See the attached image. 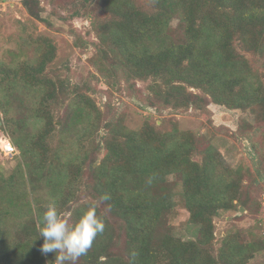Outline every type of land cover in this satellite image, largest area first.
<instances>
[{
    "label": "trees",
    "instance_id": "trees-1",
    "mask_svg": "<svg viewBox=\"0 0 264 264\" xmlns=\"http://www.w3.org/2000/svg\"><path fill=\"white\" fill-rule=\"evenodd\" d=\"M72 1L62 18H89L85 33L72 30L73 43L92 48L91 62L110 91L124 87L132 94L141 81L145 104L153 107L205 111L215 103L258 108L264 119V0ZM21 4L51 26L41 15V0ZM8 54L9 65L0 64V119L22 161L7 175L0 171V264H54L55 253L40 251L38 231L49 202L72 221L95 203L105 220V231L78 264H246L264 248V238L254 233L248 240L226 233L216 244L218 210L250 205L243 193L251 170L226 165L210 142L179 129L170 117L159 124L145 119L136 129L123 125L120 116L105 122L103 156L90 164L92 200L64 197L73 149L55 150L56 160L45 152L51 112L64 93L46 68L55 45L38 34ZM114 79L122 84L115 86ZM67 99L65 125L87 121L86 99L77 92ZM44 184L50 194L37 191ZM175 197L188 221L198 225L195 239L173 233Z\"/></svg>",
    "mask_w": 264,
    "mask_h": 264
},
{
    "label": "rangeland",
    "instance_id": "rangeland-1",
    "mask_svg": "<svg viewBox=\"0 0 264 264\" xmlns=\"http://www.w3.org/2000/svg\"><path fill=\"white\" fill-rule=\"evenodd\" d=\"M73 2L41 0V15L51 21V26H46L28 15L21 0H0V64L9 65L11 57L8 51L17 50L29 36L45 34L55 45V57L46 68L55 81L63 84L64 93L59 98V105L51 112L53 126L46 138L45 152L48 150V154L55 155L56 160L55 150L73 149L72 174H68L69 181L65 180L62 185L64 197L68 198L71 193V198L92 200V188L87 187L92 181L90 164L94 161L93 164L97 165L103 156L100 144L107 133L105 122L120 116L123 125L136 129L145 119L159 124L161 118L170 117L178 121L179 129L192 130L203 141L210 142L226 165L232 168L245 165L251 170V179L245 181L247 186L243 193L250 205L243 207L238 204L235 209L218 210L213 218L216 244L226 233H234L241 240L250 239V233L264 238V162L260 164L264 154V119L259 109H231L215 103H210L205 111L153 107L145 104L147 90L141 81L136 82L137 90L132 94L124 87L110 91V87L98 78L91 62L92 48H79L73 43L72 30L85 33L90 29L89 18H62L67 16ZM175 22L172 21L173 24ZM23 49L32 51L26 45ZM114 84L118 86L122 83L114 79ZM76 92L86 99L85 104L91 108V114L87 121L79 125L72 126L69 122L66 126V116L70 113L67 98ZM89 121L92 125L88 124ZM61 126L63 130H59ZM84 152L87 156L83 159ZM19 153L0 157V171L4 175L22 161ZM179 189L177 186L175 191ZM37 191L50 194L45 184L38 186ZM175 200L169 216L173 233L182 239H195L198 225L188 221V211L178 197ZM66 203L71 206L70 202ZM246 264H264V248L255 252Z\"/></svg>",
    "mask_w": 264,
    "mask_h": 264
},
{
    "label": "clouds",
    "instance_id": "clouds-1",
    "mask_svg": "<svg viewBox=\"0 0 264 264\" xmlns=\"http://www.w3.org/2000/svg\"><path fill=\"white\" fill-rule=\"evenodd\" d=\"M105 226V220L98 215L95 203L72 221L70 215H62L56 204L49 202L42 213V224L38 226L43 238L40 251L45 255L55 253L54 264H78L97 236L105 231Z\"/></svg>",
    "mask_w": 264,
    "mask_h": 264
},
{
    "label": "built area",
    "instance_id": "built-area-1",
    "mask_svg": "<svg viewBox=\"0 0 264 264\" xmlns=\"http://www.w3.org/2000/svg\"><path fill=\"white\" fill-rule=\"evenodd\" d=\"M18 153V149L12 143L9 135L2 127V121L0 119V154L3 157L12 156Z\"/></svg>",
    "mask_w": 264,
    "mask_h": 264
}]
</instances>
